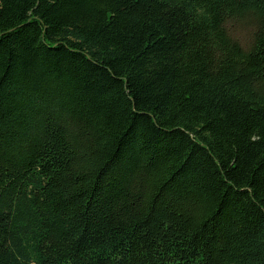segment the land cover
<instances>
[{
  "label": "trees",
  "instance_id": "1",
  "mask_svg": "<svg viewBox=\"0 0 264 264\" xmlns=\"http://www.w3.org/2000/svg\"><path fill=\"white\" fill-rule=\"evenodd\" d=\"M0 264H264V0H0Z\"/></svg>",
  "mask_w": 264,
  "mask_h": 264
}]
</instances>
